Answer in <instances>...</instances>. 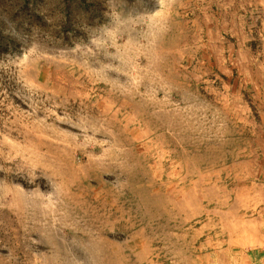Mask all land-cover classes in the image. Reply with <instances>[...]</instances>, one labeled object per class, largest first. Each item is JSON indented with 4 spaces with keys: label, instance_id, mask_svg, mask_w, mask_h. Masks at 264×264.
Masks as SVG:
<instances>
[{
    "label": "rangeland",
    "instance_id": "rangeland-1",
    "mask_svg": "<svg viewBox=\"0 0 264 264\" xmlns=\"http://www.w3.org/2000/svg\"><path fill=\"white\" fill-rule=\"evenodd\" d=\"M0 264H264V0H0Z\"/></svg>",
    "mask_w": 264,
    "mask_h": 264
},
{
    "label": "bare ground",
    "instance_id": "bare-ground-1",
    "mask_svg": "<svg viewBox=\"0 0 264 264\" xmlns=\"http://www.w3.org/2000/svg\"><path fill=\"white\" fill-rule=\"evenodd\" d=\"M157 54V53H156ZM161 70V69H160Z\"/></svg>",
    "mask_w": 264,
    "mask_h": 264
}]
</instances>
